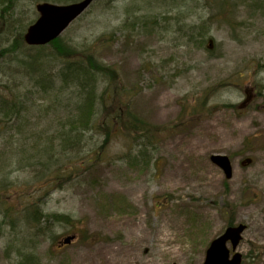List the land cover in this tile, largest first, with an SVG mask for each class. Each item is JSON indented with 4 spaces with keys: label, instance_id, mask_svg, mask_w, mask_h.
I'll list each match as a JSON object with an SVG mask.
<instances>
[{
    "label": "rangeland",
    "instance_id": "obj_1",
    "mask_svg": "<svg viewBox=\"0 0 264 264\" xmlns=\"http://www.w3.org/2000/svg\"><path fill=\"white\" fill-rule=\"evenodd\" d=\"M172 1L95 0L62 34L80 48L115 33L112 43L98 42V53L116 70L111 81L123 94L116 127L154 132L150 164L126 159L133 144L115 139L105 161L51 192L46 212L72 215L77 223L57 229L55 242L25 226L15 234L3 229L0 264H22L19 250L35 252V264H204L209 244L228 224L246 225L237 247L242 264H264V0L235 1L231 15L214 0H198L184 18ZM7 17L12 26L0 31V51L37 21L35 0H16ZM207 20L205 48H198L183 26ZM23 54H35L24 39L17 52L0 57L2 97L11 94V60ZM32 104L23 120L29 126L12 144L16 129L0 135V158L7 162L8 152L30 150L48 129L50 117L37 122L47 104ZM214 155L230 159V179L212 162ZM3 168L0 163V183L17 169ZM32 171L12 172L14 188L1 196L13 207L22 192L37 188ZM66 231L76 240L59 246Z\"/></svg>",
    "mask_w": 264,
    "mask_h": 264
},
{
    "label": "trees",
    "instance_id": "obj_2",
    "mask_svg": "<svg viewBox=\"0 0 264 264\" xmlns=\"http://www.w3.org/2000/svg\"><path fill=\"white\" fill-rule=\"evenodd\" d=\"M15 1L0 0V31L4 25L7 26L4 31H9V24L12 26L6 15ZM47 1L35 0V3L37 6ZM76 1L81 0H73L74 3ZM194 1L198 0H173L172 3L184 18L186 9ZM235 1L240 0H214V4L219 11L231 15ZM180 19L181 16L177 18V23ZM209 23L210 20L184 23L187 32L185 38L198 48H205ZM23 31L13 37L11 48L0 51V57L5 59L18 51L23 45ZM113 35L114 32L102 34L99 40L82 43L80 48L60 37L45 46H28L35 50V54H23L11 60L15 69L11 68L10 74L6 76L11 94L0 95V135L4 130L16 129L11 133L14 136L10 135L12 144L15 137L25 131L29 119L24 124L23 120L29 112V102L47 104L43 110L46 116L37 118V122L44 123L50 117V124L48 129L35 136L38 140L33 148L8 152L9 162L3 155L0 158L4 170L11 166L17 167L13 171L32 167L38 184L36 189L32 188L26 194L22 192L18 199L19 207H13L1 196L14 188L11 183L13 171L4 174V182L0 183V238L3 229L9 228L15 234L21 226H25L34 229L38 238L48 237L52 242L57 241L59 236L56 230H66V227H73L77 221L72 215L46 212L51 192L67 186L72 180L74 184L79 180H75V174L84 172L94 163L105 161L115 146V139L122 137L133 144L134 148L130 149L126 159H138L144 162V167L149 166V150L154 144V132L127 134L116 127L115 120L121 115L116 101L123 94L111 81V73L116 70L104 63L98 53V42L110 44ZM22 88H25L24 94L20 91ZM37 95L40 98L37 99ZM68 231L71 232L70 228ZM68 231L65 234L69 235ZM33 254L35 252L24 253L19 250L21 263L35 264L37 258Z\"/></svg>",
    "mask_w": 264,
    "mask_h": 264
},
{
    "label": "water",
    "instance_id": "obj_3",
    "mask_svg": "<svg viewBox=\"0 0 264 264\" xmlns=\"http://www.w3.org/2000/svg\"><path fill=\"white\" fill-rule=\"evenodd\" d=\"M94 1L81 0L69 5L38 4L36 9L39 18L28 28L24 36L25 43L29 46H45L58 39ZM211 160L224 171L228 179L232 177V166L228 157L214 155ZM245 230L244 224L228 227L222 235L211 242L204 264H242L243 257L237 253V247ZM75 239L76 235H69L59 242V246L70 245ZM229 244L232 245L234 255L231 254Z\"/></svg>",
    "mask_w": 264,
    "mask_h": 264
}]
</instances>
